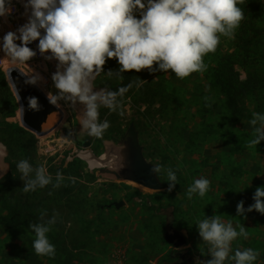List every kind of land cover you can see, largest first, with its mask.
Instances as JSON below:
<instances>
[{
    "label": "rangeland",
    "instance_id": "rangeland-1",
    "mask_svg": "<svg viewBox=\"0 0 264 264\" xmlns=\"http://www.w3.org/2000/svg\"><path fill=\"white\" fill-rule=\"evenodd\" d=\"M72 1L90 13L86 18L81 11L83 40L68 45L63 73L34 81L47 94H61L54 101L64 111L63 122L47 135L21 123L6 73L20 61L6 25H0V69L14 95L0 94V141L6 149L0 180L17 188L0 185V218L60 220L56 233L67 264H176L179 252L196 264H264V108L247 102L244 114L233 116L212 77L210 68L222 51H234L235 34L232 24L223 21L215 29L206 22L205 11L216 1ZM148 1L157 4L164 25L151 36L144 33ZM8 2L0 0V10ZM147 39L150 57L126 92L105 105L103 89L145 58L139 48ZM84 61L93 70L70 95ZM151 88L154 94L143 97ZM132 123L161 189L125 175L128 152L120 147ZM85 133L91 135L88 148L82 147ZM78 149L94 154L98 163L71 156ZM18 226L0 223V264H56L28 241L38 236L40 223L30 230ZM170 226L186 237L185 244L176 248L167 241Z\"/></svg>",
    "mask_w": 264,
    "mask_h": 264
},
{
    "label": "trees",
    "instance_id": "trees-1",
    "mask_svg": "<svg viewBox=\"0 0 264 264\" xmlns=\"http://www.w3.org/2000/svg\"><path fill=\"white\" fill-rule=\"evenodd\" d=\"M214 1H216V4L212 7L209 6L210 9L208 8L205 11L206 22L215 29L220 27L223 21L232 24L235 34L230 40L234 51H222L220 60L210 68L211 74L214 81L220 86V90L226 95V105L233 116L240 117L244 114L243 104L246 107L247 102L256 103L257 110L264 108V0ZM147 3L149 21L145 24L147 30L144 33L151 36L156 27H163L164 25L160 26L162 19L157 4L149 1ZM182 10L187 11V8L184 7ZM151 44V39H147L141 44L142 48L139 49L146 54L142 60L146 59L148 55L150 57ZM173 45H175V42ZM164 48H171L169 40L166 41ZM238 67L244 72L245 78H241ZM150 90L151 92L146 89L143 90V97L154 94L152 88ZM154 91L159 92V90ZM0 94L3 97L6 95L14 96L1 69ZM1 184L5 190L14 192L17 189L15 185H11L12 187L7 185L3 179L0 180ZM137 195L148 198L142 191H138ZM27 209L32 213V204L27 205ZM11 210L14 213L16 209L11 207ZM33 221L28 219L22 222V220L17 221L12 217L8 222L6 218H0L2 225L8 226L11 224L14 230L19 227L20 223L29 230L33 229L32 223H40V229L42 230L38 232V236L34 235V238L29 236V243L41 250L47 258L49 257L56 264H67L68 258L65 257L66 252L63 243H61L59 234L56 233L58 228L62 229L61 221L46 220L43 217L36 218ZM48 224H53L52 228L44 227Z\"/></svg>",
    "mask_w": 264,
    "mask_h": 264
},
{
    "label": "built area",
    "instance_id": "built-area-1",
    "mask_svg": "<svg viewBox=\"0 0 264 264\" xmlns=\"http://www.w3.org/2000/svg\"><path fill=\"white\" fill-rule=\"evenodd\" d=\"M81 11L72 0H9L0 10V25L15 43L18 67L36 79L63 73L70 61L68 45L83 40Z\"/></svg>",
    "mask_w": 264,
    "mask_h": 264
},
{
    "label": "water",
    "instance_id": "water-1",
    "mask_svg": "<svg viewBox=\"0 0 264 264\" xmlns=\"http://www.w3.org/2000/svg\"><path fill=\"white\" fill-rule=\"evenodd\" d=\"M148 58L149 55L127 70L118 84L103 89L101 97L105 105L111 104L117 95L126 92L132 77L142 68ZM6 73L19 103L20 120L23 126L39 136L47 135L58 127L64 116L63 109L18 66L8 67ZM81 140L83 148H88L92 144L89 133H85ZM123 141L126 145L120 148H124L128 152L126 177L148 188L161 189L163 184L157 175V168L144 156L134 123L130 124ZM81 151L78 149L72 152L71 156H77ZM116 175L121 177L119 172H116ZM115 205L120 208L124 205V201L115 202ZM166 239L176 248L187 241L186 237L176 228L172 232L166 233ZM190 264L196 263L191 262Z\"/></svg>",
    "mask_w": 264,
    "mask_h": 264
},
{
    "label": "bare ground",
    "instance_id": "bare-ground-1",
    "mask_svg": "<svg viewBox=\"0 0 264 264\" xmlns=\"http://www.w3.org/2000/svg\"><path fill=\"white\" fill-rule=\"evenodd\" d=\"M77 3V2H76ZM90 64L86 63V61L83 62V65H84V71H82L81 74L78 75V77L75 79L74 81V84L72 85V88H71V94L72 95L73 93H78L79 90H81L82 88L79 86V85H83V82L82 81H85L87 82L89 76H90V73L92 72V63L91 61H89ZM20 68V67H19ZM21 69V68H20ZM23 69L26 71V73L29 75V77L32 79V80H37L36 78H34L30 73L29 71L23 67ZM23 69H21L22 71H24ZM43 76V75H41ZM91 90L93 89L92 87L90 88ZM82 129V128H81ZM121 143V142H120ZM107 147V146H106ZM111 149V148H110ZM119 149V148H118ZM117 154V152H115ZM122 153V152H121ZM112 154V153H111ZM6 155V149H5V144L3 142L0 141V170H3L5 167L3 166V158L5 157ZM83 159H85L86 161H88L91 165H96L98 162H97V159L95 158V155L92 154L91 152L89 153V151H83L79 154ZM118 159V158H117ZM104 161V160H103ZM113 163V162H112ZM112 165H114L115 167L121 169V166H120V162H114ZM120 171V170H119ZM122 173V172H121ZM123 174V173H122ZM135 182V181H134ZM137 185H140V186H143L145 188H148L147 186L141 184V183H138V182H135Z\"/></svg>",
    "mask_w": 264,
    "mask_h": 264
},
{
    "label": "flooded vegetation",
    "instance_id": "flooded-vegetation-1",
    "mask_svg": "<svg viewBox=\"0 0 264 264\" xmlns=\"http://www.w3.org/2000/svg\"><path fill=\"white\" fill-rule=\"evenodd\" d=\"M173 230L174 228L170 226L169 230H167L166 233L172 232ZM190 263H191L190 258L186 253L183 252L178 253V261L176 262V264H190Z\"/></svg>",
    "mask_w": 264,
    "mask_h": 264
},
{
    "label": "crops",
    "instance_id": "crops-1",
    "mask_svg": "<svg viewBox=\"0 0 264 264\" xmlns=\"http://www.w3.org/2000/svg\"><path fill=\"white\" fill-rule=\"evenodd\" d=\"M85 15H84V17H88V13H84ZM81 17H82V14H81ZM85 18V19H86ZM82 20H83V22H84V19H83V17H82ZM89 20H87V22H88ZM38 80V79H37ZM33 81H35V80H33ZM74 84V83H73ZM81 88H82V85H79ZM48 91V95L53 99V100H56V101H58L59 102V100H60V98H61V94H60V92L59 91H57V90H54V89H52V90H47ZM63 121H61V123H62Z\"/></svg>",
    "mask_w": 264,
    "mask_h": 264
}]
</instances>
